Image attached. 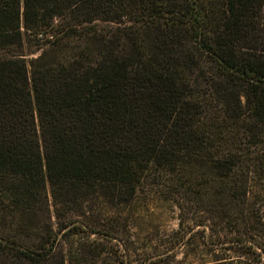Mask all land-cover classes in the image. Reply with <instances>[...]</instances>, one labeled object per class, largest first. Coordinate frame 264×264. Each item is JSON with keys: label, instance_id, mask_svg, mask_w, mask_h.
Masks as SVG:
<instances>
[{"label": "trees", "instance_id": "trees-1", "mask_svg": "<svg viewBox=\"0 0 264 264\" xmlns=\"http://www.w3.org/2000/svg\"><path fill=\"white\" fill-rule=\"evenodd\" d=\"M141 196L264 260V0H0V264H82L73 217Z\"/></svg>", "mask_w": 264, "mask_h": 264}, {"label": "rangeland", "instance_id": "rangeland-1", "mask_svg": "<svg viewBox=\"0 0 264 264\" xmlns=\"http://www.w3.org/2000/svg\"><path fill=\"white\" fill-rule=\"evenodd\" d=\"M73 218H78L85 225L80 227V236L66 242L65 248L75 249L79 244L86 246L88 251L82 264H213L219 259L221 261L216 264H257V258L243 257L236 249H230L228 243L213 247L208 245V241L204 242L210 233L220 232L216 228L188 229V237L193 233L197 239L190 245H184L188 237L184 242L178 241L181 212L169 198L145 199L141 196L125 207L118 217L120 223H114L107 229L93 226L82 217ZM96 231L99 233L95 234ZM91 250L105 254L98 258L95 253L91 255Z\"/></svg>", "mask_w": 264, "mask_h": 264}]
</instances>
